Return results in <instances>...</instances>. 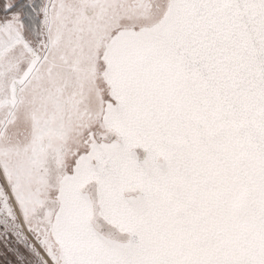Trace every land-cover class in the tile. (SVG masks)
Here are the masks:
<instances>
[{
    "label": "snow or ice",
    "instance_id": "1",
    "mask_svg": "<svg viewBox=\"0 0 264 264\" xmlns=\"http://www.w3.org/2000/svg\"><path fill=\"white\" fill-rule=\"evenodd\" d=\"M0 264H264V0H0Z\"/></svg>",
    "mask_w": 264,
    "mask_h": 264
}]
</instances>
